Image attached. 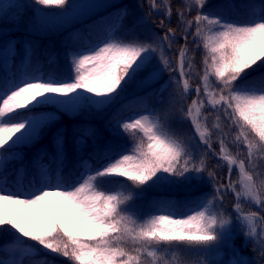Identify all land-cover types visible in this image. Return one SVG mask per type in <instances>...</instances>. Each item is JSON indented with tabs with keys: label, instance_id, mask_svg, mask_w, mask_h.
Listing matches in <instances>:
<instances>
[{
	"label": "snow or ice",
	"instance_id": "obj_1",
	"mask_svg": "<svg viewBox=\"0 0 264 264\" xmlns=\"http://www.w3.org/2000/svg\"><path fill=\"white\" fill-rule=\"evenodd\" d=\"M36 3L63 8L68 0H36ZM194 3L203 8L207 0H194ZM151 6L160 5L157 0H152ZM245 7L252 11L241 22L225 21L199 11L187 22L189 26L195 25V36L202 38L207 50L202 77L207 103L238 129L234 143L246 148V159L238 160L229 154L225 140L219 141V154L227 162L229 173L233 165H238L240 191L231 183L221 184L211 202L214 207L217 199H223L221 189L231 190L236 196L234 207L238 213L242 211L241 197L264 206V2ZM167 11L170 14V8ZM168 31L173 32L172 29ZM164 39H168L167 34ZM155 51L151 43L113 38L79 53L73 60L74 75L70 80L22 77L0 88V150H10L30 138L40 125L39 119H30L21 109L30 113L41 105L56 104L72 110L82 101L98 107L108 105L119 94L122 85L148 65L151 53ZM186 51V48L179 50L181 77L185 75ZM161 60L165 67L169 65L167 57L162 56ZM188 66L190 68L191 64ZM249 70L258 75L247 79ZM210 76L218 82L214 91H209ZM183 87L188 91L187 80ZM195 91L199 94L201 88L197 87ZM204 103L201 100L197 106L194 100L195 114L189 108L188 115L192 117L200 140L211 148L212 133L197 119ZM214 127L218 128L219 124ZM122 128L133 135L142 134L132 153L109 160L95 171H88L70 188L49 184L22 196L19 191L0 187V230L5 225L10 226V231L15 230L13 236L17 244L23 245L18 249L22 258L14 264H24V257H38L44 250L66 258L69 264H145L144 258H151L149 264H157L158 249L162 246L210 247L221 239L218 228H223L228 221L210 210L208 203L199 205L183 218L165 213L139 222L126 214L122 206L132 196L104 188L105 184L122 183L104 178L124 177L131 181L127 187L141 188L150 181L156 183L168 177L196 179V176L186 174L202 173L205 165L202 160L199 165L189 167L191 157L185 145L147 115L123 122ZM257 159L260 164L255 162ZM246 160L253 169L260 168L255 173L260 177L259 183L254 179L253 171L246 169ZM256 216V212H251L241 217L247 222L245 237L256 236L264 244V229L258 234L253 223ZM27 241H35L40 247ZM129 241L133 245L131 248L127 246ZM261 254L264 256V249ZM30 264L54 262L33 259ZM164 264L170 262L165 259Z\"/></svg>",
	"mask_w": 264,
	"mask_h": 264
},
{
	"label": "trees",
	"instance_id": "obj_2",
	"mask_svg": "<svg viewBox=\"0 0 264 264\" xmlns=\"http://www.w3.org/2000/svg\"><path fill=\"white\" fill-rule=\"evenodd\" d=\"M262 2L264 0H213L200 8L194 3V0H157L160 6L154 8L151 6L152 0H126L102 16L72 27L62 34L46 36L27 31V27L35 18V9L39 8V4L36 3V0H20L21 8L15 19L11 23L0 22V53L9 48L11 44L15 49L9 69H4L0 60V84L3 86H6L11 79L17 81L25 76L32 77L38 74L56 79L71 77L74 71L69 53L84 41L91 40L93 44L97 40L105 39L112 32L126 42L151 43L156 51L151 53L152 58L148 65L139 71L134 79L122 85L120 90L122 99L112 107L105 117L99 118L92 112L85 114L80 110L73 115L57 108L58 117L40 129L36 140L29 144L16 145L10 150H0L5 160L4 168L0 171V187L9 191L21 189L30 191L34 186L39 187L44 167L54 176L60 175L63 180L74 181L86 165L90 164L91 168L96 170L109 160L132 152L135 143L142 134L133 135L126 132L112 137L109 128L116 120H121L133 113L152 110L160 118V124L163 125L165 131L185 145L188 156L191 157L189 167L192 164L199 165L203 160L205 171L199 174L193 172L186 174L189 177L196 176V179L168 177L156 183L150 181L141 188L127 187L131 185V181H127L124 177L104 178L122 182L121 184H105L104 188L122 192L124 195L130 194L132 199L122 207L126 214L131 215L139 222L148 220L146 215L154 212L160 206L184 212L193 205L208 203L210 210L228 221L223 228H218L221 239L228 237L233 243L244 241L245 246L238 248L242 256H252L264 262V256L261 254L264 244L261 240L258 241L251 236L245 237L247 223L241 219L242 216L234 212L237 200L232 191L221 189L224 191L223 199H217L214 207L211 203L215 190L221 184L228 185V180L237 191H240L238 165H233L230 174L227 162L219 154L221 147L219 141L224 139L228 145L229 154L236 156L238 160L246 159V148L243 144L234 143L238 129L231 126V122L222 113L207 103L208 97L204 94L202 79L206 69L204 60L207 50L203 47L202 38L195 36V25L189 26L187 23L194 19L198 11L219 17L230 14L238 19L237 22H241L252 11L245 5H259ZM169 8L170 14L167 11ZM141 10L147 17L150 32H155L154 30L158 29V37L153 36L147 27L145 28L139 21ZM180 13H183V16ZM169 29H172L173 32L169 33ZM166 34L168 39H164ZM157 38L159 41H156ZM181 48L187 50L184 58V80H187L192 88L200 87L199 94H190L185 91V96L178 98V95L172 94L168 87L162 88L160 83L143 91L136 88L137 82L146 75L159 53L167 57L169 64L178 70ZM29 56L30 62L27 64ZM189 63L191 64L190 68ZM257 75L258 72L249 70L247 79H252ZM209 82V91H214L218 82H215L213 76L209 77ZM237 83H243V81ZM196 96L205 102L203 111L204 115L208 117L210 126L219 124L221 138L218 140L215 137L209 139L213 153L198 141V133H195L189 120L188 109L184 107L186 101H193ZM51 109H56V105L45 104L33 109L30 113L27 109L21 112L29 116ZM192 111L195 114L193 109ZM217 116L220 117L219 120ZM190 118L192 119L191 116ZM57 130L61 131L63 138L56 142L55 133ZM206 139L208 138L206 137ZM194 144H197L199 149L195 148ZM14 150L19 152V158L9 157V154H12ZM255 162L261 163L259 159ZM248 165L246 160V169L253 171L254 179L259 183L260 177L255 173L260 171V168L250 169ZM209 173L213 175L209 176ZM160 175L168 176L164 173ZM206 196L207 198L204 199ZM241 200L243 201L241 213L256 212L261 220H253V223L264 229V219H262L264 218V206L250 201L246 197H241ZM175 218L177 217L175 216ZM234 218L242 221L241 226H230ZM9 229L10 226L5 225L0 230V261L10 255L5 251L16 242L13 236L15 230L10 231ZM16 235L19 234L16 233ZM219 241L210 247L180 245L167 248L162 246L161 249H158L157 264H164L165 259L170 264H201L200 254L202 252L198 250L205 248V252L210 255L212 249H221ZM27 243L36 245L35 241H27ZM127 246L133 247L130 241ZM23 259L24 264H30L33 259H48L54 264H69L66 258L49 254L46 251H41L38 257H24ZM150 259L144 258L145 264H149Z\"/></svg>",
	"mask_w": 264,
	"mask_h": 264
},
{
	"label": "rangeland",
	"instance_id": "obj_3",
	"mask_svg": "<svg viewBox=\"0 0 264 264\" xmlns=\"http://www.w3.org/2000/svg\"><path fill=\"white\" fill-rule=\"evenodd\" d=\"M126 0H68V4L61 8V7H45L43 5H39V8L35 9V18L31 21V24L27 27V31L29 33H36L38 35H46V36H55L62 34L63 32L67 31L68 29H71L72 27L78 26L82 23H85L89 20H92L96 17L102 16L105 13L109 12L111 9L120 6L123 2ZM213 0H207V2H211ZM21 8L20 0H0V22L2 23H11L16 15L19 13ZM258 10V8H257ZM139 16V21L147 27L148 31L150 32L151 29L148 28V21L145 13L141 10ZM225 21H235L237 22L234 17L227 15L224 17H221ZM155 32H150L153 36L156 35L158 37V29L154 30ZM117 39V40H123L120 37H117L114 35V33H110L108 37L105 39L97 40L95 43L92 44V41H84L82 44H78L76 48L69 53L70 63L73 68V60L77 57V55L81 52H87L89 49H92L94 47L101 46L105 41L110 39ZM125 41V40H123ZM156 41H159V38L156 39ZM126 42V41H125ZM15 49L13 45L11 44L9 48H7L4 52L0 53V60L1 65L4 69H8L12 65V57L14 55ZM29 54H31V51H29ZM164 57L162 53L157 54L155 63L152 65V67L149 69V71L146 73V75L140 79L137 83L138 86L136 87L138 90L143 91L147 90L151 87L157 86L159 83L164 87H168L172 94L178 95V98H183L185 95V90L183 87L184 82V76H180V69L175 70V67L169 64L167 67L162 63L161 57ZM30 62V56L27 58V64ZM74 75V74H73ZM71 77H67L61 80H70ZM44 77L45 79L49 78L50 76H44L42 74L35 75ZM30 77L26 76L25 78ZM12 79L7 83L6 86L11 84ZM2 84H0V88H3ZM190 94L195 93V89H188ZM90 95V94H85ZM122 95L119 94L116 95L114 101L108 105L98 107L90 104L88 101H82L80 105L72 110L66 109L65 107L56 105V109H51L48 111H43L38 114H31L28 117L30 119H39L41 121L40 125L38 126L36 132L28 139L23 141L22 143L18 144L21 145L23 143H31L34 140L38 138L40 129L46 124L53 120H55L58 117V109H63L71 114H76L77 112L84 111L85 114L93 113V115L103 118L105 117L109 111L112 109L113 106H115L121 99ZM63 99V98H61ZM195 101H197V106H199L200 98L199 96H196L194 98ZM193 100V101H194ZM193 101H186L184 103V107L189 110V108H192L195 111V108L192 105ZM204 107V106H203ZM203 107L201 108V114L197 117V119L201 122L203 126H207L212 135L210 138H216V140L221 138V133L219 131V127H212L210 126V123L208 121V117L204 115ZM90 109V110H89ZM25 109H21L20 111H23ZM149 116L154 121H158L160 123V118L154 114L153 111H145L141 113H134L130 116H127L121 120H116L113 125L109 128V133L112 137H116L119 135H122L126 133V131L123 130L122 124L123 122H130L133 118H140L142 116ZM206 118V119H205ZM217 125V124H216ZM194 126V125H193ZM195 128V126H194ZM62 134L60 130H57L55 133V141H61L62 140ZM195 148L199 149V146L197 144H194ZM201 150V147H200ZM61 152V150H60ZM127 153V154H131ZM20 154L16 150L13 151L12 154H9L10 158H19ZM120 157V156H119ZM116 157L115 159L119 158ZM113 159V160H115ZM5 160L2 155H0V171L4 168ZM102 167V166H100ZM98 167V168H100ZM246 167V166H245ZM248 168L253 169L251 165H248ZM61 169V166H60ZM88 171H95V169L91 168L90 164L86 165L83 169L82 173L75 178L74 181H66L61 178L60 175L54 176L51 172L47 171L46 167L43 168L42 178H41V185L39 187L34 186L32 190H19L21 195H25L28 193H31L33 191H36L37 189L41 187H45L47 185H56L60 184L64 187H72L74 184H76L82 175L86 174ZM7 190V189H5ZM119 192V191H117ZM224 192V191H222ZM207 196L204 198L206 199ZM202 205V203L193 205L189 207L184 212H180L178 210H172L165 206H160L157 209L154 210V212L147 214L146 216L148 219L155 216L157 213L159 214H165V213H173L174 216L177 218H183L187 215L191 214L196 208ZM237 216V215H236ZM239 217V216H237ZM253 220H257L254 219ZM241 220L238 219H232V222L230 226H241ZM246 222V221H245ZM247 223V222H246ZM263 224V223H262ZM243 225V224H242ZM244 226V225H243ZM242 226V227H243ZM257 227L258 234L261 233L262 228L259 226ZM246 228L248 231V227L246 224ZM227 229V227H226ZM253 239L260 240L256 236H251ZM220 250L212 249L210 251V255L205 252V248H200L198 251H201L200 254V262L201 264H264L261 259L254 258L252 256H242L241 251L238 249L241 246H245L244 241H239L238 243H233L228 237L222 238L219 241ZM23 247V245H18L17 242H15L13 245L9 246L6 249V253L10 254L8 257H4L5 259H2L0 261V264H14L15 261L20 260L21 254L18 251L19 248ZM37 247V246H36ZM46 251V250H44ZM47 252V251H46Z\"/></svg>",
	"mask_w": 264,
	"mask_h": 264
},
{
	"label": "water",
	"instance_id": "obj_4",
	"mask_svg": "<svg viewBox=\"0 0 264 264\" xmlns=\"http://www.w3.org/2000/svg\"><path fill=\"white\" fill-rule=\"evenodd\" d=\"M236 211V210H235ZM237 212V211H236ZM238 213V212H237ZM256 218H259L258 216H256Z\"/></svg>",
	"mask_w": 264,
	"mask_h": 264
}]
</instances>
